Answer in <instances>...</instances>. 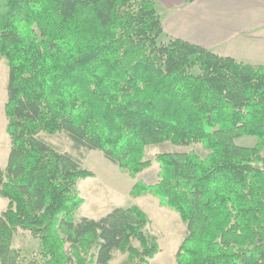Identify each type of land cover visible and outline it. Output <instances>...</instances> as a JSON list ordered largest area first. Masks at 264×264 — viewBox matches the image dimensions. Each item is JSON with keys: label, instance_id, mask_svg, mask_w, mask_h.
I'll use <instances>...</instances> for the list:
<instances>
[{"label": "trees", "instance_id": "obj_1", "mask_svg": "<svg viewBox=\"0 0 264 264\" xmlns=\"http://www.w3.org/2000/svg\"><path fill=\"white\" fill-rule=\"evenodd\" d=\"M162 34L154 0H0V264H109L116 251L150 264L161 249L139 207L75 220L78 181L93 175L80 158L99 150L134 178L146 146L165 142L207 151L157 154L159 181L130 190L184 223L175 264H264V65ZM40 132L66 133L80 156ZM245 136L256 144H236ZM20 231L37 250L13 246Z\"/></svg>", "mask_w": 264, "mask_h": 264}, {"label": "rangeland", "instance_id": "obj_2", "mask_svg": "<svg viewBox=\"0 0 264 264\" xmlns=\"http://www.w3.org/2000/svg\"><path fill=\"white\" fill-rule=\"evenodd\" d=\"M7 78V65L3 59H0V167L2 169L7 165V157L10 150V140L5 130L6 118L4 115ZM39 137L60 152H68L74 156H80V153L73 148L71 140L64 132L55 134L40 132ZM235 142L240 146L253 147L256 144V138L245 136L237 138ZM189 150L195 151L200 156H204L207 153L199 144L183 147L165 142L160 145L146 146L144 159L149 160L151 164L134 178L121 172L115 164L103 156L101 151L84 152L81 150L83 155L80 158L81 166L91 171L93 175L78 181L77 189L83 198V203L74 213L75 220L81 217L97 219L114 208L137 206L148 217V224L144 230L156 237L161 249L150 260V264H175V253L185 234L184 223L176 212L160 206L154 196L143 194L139 197H132L130 190L137 181H141L146 185H152L159 181L160 168L154 160L157 154ZM262 154L264 155V148ZM6 204L7 200L0 197V211L5 208ZM13 246L24 247L28 251H33L38 248V240L32 239L27 232L20 231L13 241ZM125 259V254L116 251L113 253L109 264H121Z\"/></svg>", "mask_w": 264, "mask_h": 264}, {"label": "crops", "instance_id": "obj_3", "mask_svg": "<svg viewBox=\"0 0 264 264\" xmlns=\"http://www.w3.org/2000/svg\"><path fill=\"white\" fill-rule=\"evenodd\" d=\"M163 38L264 65V0H154Z\"/></svg>", "mask_w": 264, "mask_h": 264}]
</instances>
